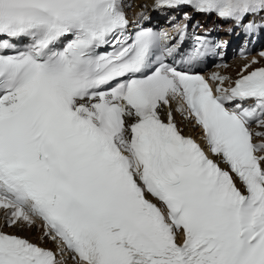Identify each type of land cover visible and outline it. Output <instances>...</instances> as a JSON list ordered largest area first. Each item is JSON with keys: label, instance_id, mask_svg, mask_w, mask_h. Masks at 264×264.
Wrapping results in <instances>:
<instances>
[{"label": "snow or ice", "instance_id": "snow-or-ice-1", "mask_svg": "<svg viewBox=\"0 0 264 264\" xmlns=\"http://www.w3.org/2000/svg\"><path fill=\"white\" fill-rule=\"evenodd\" d=\"M131 7L0 0V264H264V66L204 75L225 45L188 32L251 36L264 0H152L170 30Z\"/></svg>", "mask_w": 264, "mask_h": 264}, {"label": "bare ground", "instance_id": "bare-ground-1", "mask_svg": "<svg viewBox=\"0 0 264 264\" xmlns=\"http://www.w3.org/2000/svg\"><path fill=\"white\" fill-rule=\"evenodd\" d=\"M135 1V4L134 5L135 7H140L141 9H145L143 6H147V2L148 0H132V2ZM159 21L161 23H163L164 25L166 26H169L170 28H172V24L174 23H179L178 20H170L169 18H166V17H163V18H159ZM10 231L12 232H16V233H20L22 236L23 235H26L30 240L32 241H36V242H39L41 243L38 239H37V236L39 235V230H30V229H25V232L22 231V230H17L15 228H9ZM43 243H46L48 246L51 244L50 241H47L45 240Z\"/></svg>", "mask_w": 264, "mask_h": 264}, {"label": "rangeland", "instance_id": "rangeland-1", "mask_svg": "<svg viewBox=\"0 0 264 264\" xmlns=\"http://www.w3.org/2000/svg\"><path fill=\"white\" fill-rule=\"evenodd\" d=\"M22 231H24V233H26V232H25V229H24V230H22Z\"/></svg>", "mask_w": 264, "mask_h": 264}]
</instances>
